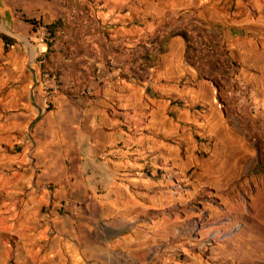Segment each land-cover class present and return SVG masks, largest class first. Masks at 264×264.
<instances>
[{"label": "crops", "instance_id": "0c3cea01", "mask_svg": "<svg viewBox=\"0 0 264 264\" xmlns=\"http://www.w3.org/2000/svg\"><path fill=\"white\" fill-rule=\"evenodd\" d=\"M231 1L0 0V264H264V232L193 206L230 182L201 166L230 152L217 96L264 66Z\"/></svg>", "mask_w": 264, "mask_h": 264}, {"label": "rangeland", "instance_id": "374dc122", "mask_svg": "<svg viewBox=\"0 0 264 264\" xmlns=\"http://www.w3.org/2000/svg\"><path fill=\"white\" fill-rule=\"evenodd\" d=\"M235 2L236 0L231 1V7L234 12H237L234 9L237 8ZM238 2L241 3L239 7L250 9L253 17L254 15L256 17L257 13H254V11L257 12L258 8L260 9L259 13L264 15V0H238ZM262 17L264 21V16ZM247 27L240 31H245V35L251 34V42L260 49L261 44H259V41L264 44V27L261 26L260 30L256 32L253 25ZM258 57L264 58V55ZM252 59L256 62L255 56L248 51L245 60L252 62ZM251 73L253 74V81L249 83L250 85L241 80L254 91L258 111L252 114L247 109H240L239 113L235 101L227 96L232 82L225 81L226 88H222L217 98L231 135V144L227 146L230 152L226 153V157H217L218 154H216L214 157L204 156L201 159L203 168L220 169L219 172L215 173L216 175L214 174V177L229 175L230 182H222L221 184H224V186L221 185L223 186L221 190H199L194 197L193 206L197 207L201 213L204 210L205 203L212 206L215 213L221 216L219 221L222 218L231 221L225 227L226 229L235 226V230L245 227V229H252L256 232H264V66H262V63H259L257 69L252 70ZM225 149L223 152H225ZM193 179L194 175L190 178V181ZM179 185L182 186V183L176 186ZM226 203L229 205L227 211L224 212L223 208L225 207H223V204ZM219 223L218 219H212L206 222L205 225L208 224L207 227L216 231L219 229L218 227H221ZM192 224L196 225L198 230L201 229V222L197 221ZM194 234L197 235V231Z\"/></svg>", "mask_w": 264, "mask_h": 264}, {"label": "built area", "instance_id": "2783aa9c", "mask_svg": "<svg viewBox=\"0 0 264 264\" xmlns=\"http://www.w3.org/2000/svg\"><path fill=\"white\" fill-rule=\"evenodd\" d=\"M46 39V30L38 29L36 34H31L29 36L28 41L36 46L42 47L45 45ZM40 88L44 103L46 104L50 96L58 91L59 83L53 75L45 71L41 73ZM92 93L93 92L90 88H87L82 92L84 96H90ZM227 96L235 101L239 113L243 109H247V111L252 114L258 111V106L254 99V91L236 75L232 77V86L227 92Z\"/></svg>", "mask_w": 264, "mask_h": 264}, {"label": "trees", "instance_id": "16d2710c", "mask_svg": "<svg viewBox=\"0 0 264 264\" xmlns=\"http://www.w3.org/2000/svg\"><path fill=\"white\" fill-rule=\"evenodd\" d=\"M32 26H35V23H31ZM47 34L50 36L49 31L47 30Z\"/></svg>", "mask_w": 264, "mask_h": 264}]
</instances>
